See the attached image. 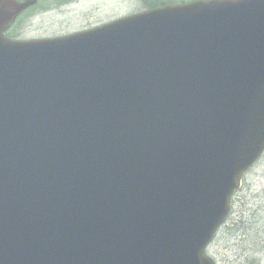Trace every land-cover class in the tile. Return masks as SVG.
Instances as JSON below:
<instances>
[{"label": "water", "instance_id": "1", "mask_svg": "<svg viewBox=\"0 0 264 264\" xmlns=\"http://www.w3.org/2000/svg\"><path fill=\"white\" fill-rule=\"evenodd\" d=\"M0 0V264H213L264 151V0L12 42Z\"/></svg>", "mask_w": 264, "mask_h": 264}, {"label": "rangeland", "instance_id": "2", "mask_svg": "<svg viewBox=\"0 0 264 264\" xmlns=\"http://www.w3.org/2000/svg\"><path fill=\"white\" fill-rule=\"evenodd\" d=\"M144 2L38 0L35 7L16 20L11 35L27 41L73 35L140 12ZM222 227L207 251L216 264H264V155L243 177Z\"/></svg>", "mask_w": 264, "mask_h": 264}, {"label": "trees", "instance_id": "3", "mask_svg": "<svg viewBox=\"0 0 264 264\" xmlns=\"http://www.w3.org/2000/svg\"><path fill=\"white\" fill-rule=\"evenodd\" d=\"M162 4H164L163 0H145L144 7L145 9H151L154 7H158ZM229 230H231V228H229Z\"/></svg>", "mask_w": 264, "mask_h": 264}, {"label": "bare ground", "instance_id": "4", "mask_svg": "<svg viewBox=\"0 0 264 264\" xmlns=\"http://www.w3.org/2000/svg\"><path fill=\"white\" fill-rule=\"evenodd\" d=\"M232 210V206L230 207V211Z\"/></svg>", "mask_w": 264, "mask_h": 264}]
</instances>
